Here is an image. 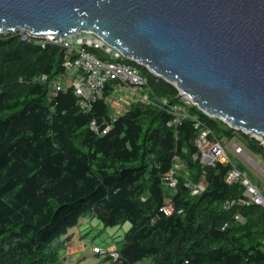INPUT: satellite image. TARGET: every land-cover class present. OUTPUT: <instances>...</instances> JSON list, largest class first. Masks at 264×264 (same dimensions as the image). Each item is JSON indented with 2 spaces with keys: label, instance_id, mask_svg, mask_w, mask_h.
Returning a JSON list of instances; mask_svg holds the SVG:
<instances>
[{
  "label": "trees",
  "instance_id": "obj_1",
  "mask_svg": "<svg viewBox=\"0 0 264 264\" xmlns=\"http://www.w3.org/2000/svg\"><path fill=\"white\" fill-rule=\"evenodd\" d=\"M92 51L137 67L149 79L143 93L151 99L184 104L176 101V85L145 66ZM65 59L59 46L0 34V264H66L70 232L92 219L105 227L131 223L117 243L120 259L106 256L104 264H264V207H226L246 188L227 182L231 164L194 158L196 124L224 145L239 139L263 160L264 144L196 105L178 124L161 106L143 102L116 116L108 100L114 83L86 111L73 89L51 87L66 73ZM43 75L48 83L36 80ZM177 163L180 183L171 190L164 176ZM187 180L207 187L194 195ZM168 199L172 215L162 211Z\"/></svg>",
  "mask_w": 264,
  "mask_h": 264
},
{
  "label": "water",
  "instance_id": "obj_2",
  "mask_svg": "<svg viewBox=\"0 0 264 264\" xmlns=\"http://www.w3.org/2000/svg\"><path fill=\"white\" fill-rule=\"evenodd\" d=\"M20 30L94 34L264 144V0H0V33Z\"/></svg>",
  "mask_w": 264,
  "mask_h": 264
},
{
  "label": "built area",
  "instance_id": "obj_3",
  "mask_svg": "<svg viewBox=\"0 0 264 264\" xmlns=\"http://www.w3.org/2000/svg\"><path fill=\"white\" fill-rule=\"evenodd\" d=\"M88 34L91 33L88 32ZM20 35L22 40L38 44L42 48H47L49 45H56L65 50L66 59L64 67L66 73L63 77L54 81L51 87L54 92H68L70 89H73L75 95L79 98L81 107L86 111H91L95 102L104 99V93L108 85L114 83V94L108 100L112 103L116 116L120 115V112H125L128 106L137 102L161 106L169 114L174 116L171 124L181 123L190 116L188 107L193 105L191 100L185 99L184 104L175 105L165 98L151 99L143 93L149 85V79L137 67L122 62H106L98 58L92 49H103V43L102 41H98V38L94 34H91L92 37L88 38L87 41H84L80 34L75 39L60 38L59 41L54 40L57 38L55 35L36 36L26 31H21ZM112 57L115 58L116 53H113ZM36 80L48 83L49 78L47 75H43ZM119 93L121 95H119L118 105H116L114 104V99ZM123 93H127V95ZM196 128L199 129V134L196 139L198 151L194 158L200 159L205 165L213 166L217 162L231 164L232 168L227 175V182L229 184L240 183L246 188L242 198L229 202L226 207L236 204L243 206L259 205L264 207V195L260 188L238 166L233 164V160L228 155L224 144L216 138H213L212 130L203 127L200 123L196 124ZM93 129L99 131L95 124H93ZM104 132L107 133V131ZM235 152L237 155L245 154L243 148L239 145H236ZM180 168L181 165L177 163L164 176V183L171 190H176L180 183L179 177L177 176ZM185 187L192 194L198 195L206 189L207 182L202 180L195 183L187 180ZM174 210L175 207L172 200L168 199L162 211L166 215H172ZM237 219L243 220L241 216H237ZM93 252L105 257L110 256L114 260L120 259L118 247L115 245L107 248L93 247Z\"/></svg>",
  "mask_w": 264,
  "mask_h": 264
},
{
  "label": "rangeland",
  "instance_id": "obj_4",
  "mask_svg": "<svg viewBox=\"0 0 264 264\" xmlns=\"http://www.w3.org/2000/svg\"><path fill=\"white\" fill-rule=\"evenodd\" d=\"M100 52H105L104 49H97ZM122 57V56H120ZM117 57V58H120ZM65 83V82H64ZM127 95V93H123ZM120 93L116 95L114 99V104L118 105V98ZM130 98V97H129ZM130 106H128L129 108ZM120 112L119 114H121ZM236 144L240 145L246 152L244 155H237L235 152ZM226 151L234 163H242L246 167V172H244L248 178L260 188L264 195V160L260 155H256L246 148L239 139L235 138L229 141L225 145ZM236 165V164H235ZM237 166V165H236ZM92 225H90V240L88 243V249L86 255L81 257L82 261L79 264H104L105 256L95 255L93 252L94 246H99L101 248H107L113 243H119L124 238L126 232L131 228V223L127 222L123 226L105 227L98 219L91 220ZM63 256L66 257V264H77L76 257H68L62 252ZM143 264V263H142Z\"/></svg>",
  "mask_w": 264,
  "mask_h": 264
},
{
  "label": "crops",
  "instance_id": "obj_5",
  "mask_svg": "<svg viewBox=\"0 0 264 264\" xmlns=\"http://www.w3.org/2000/svg\"><path fill=\"white\" fill-rule=\"evenodd\" d=\"M90 225H92L91 220H86L80 226H78L77 228H74L70 232L71 239L67 243L64 254L68 257H76L77 264H79L82 261L81 257L86 255L87 253L88 243L91 238V236L89 235ZM115 244L117 243H113L109 247H113Z\"/></svg>",
  "mask_w": 264,
  "mask_h": 264
},
{
  "label": "clouds",
  "instance_id": "obj_6",
  "mask_svg": "<svg viewBox=\"0 0 264 264\" xmlns=\"http://www.w3.org/2000/svg\"><path fill=\"white\" fill-rule=\"evenodd\" d=\"M21 31H26V30H20V31H17L15 34H20V32ZM27 33H29L28 31H26ZM1 34V33H0ZM7 34H11V33H7ZM37 36V35H36ZM110 55V54H109ZM120 57V56H119ZM123 57V56H122ZM113 58V57H112ZM115 58H117V56L115 57ZM183 101L185 100V99H182ZM174 104V103H173ZM194 105V104H193ZM236 145H238V144H236ZM225 146V145H224ZM240 146V145H239ZM245 152V151H244ZM245 154H246V152H245ZM263 207V206H262ZM115 246H117L118 247V245L117 244H115ZM94 247H99V246H94ZM95 254V253H94ZM95 255H99V254H95ZM102 256V255H101Z\"/></svg>",
  "mask_w": 264,
  "mask_h": 264
}]
</instances>
